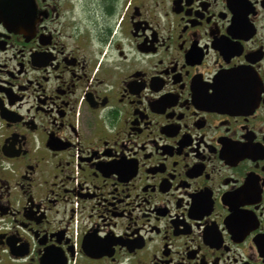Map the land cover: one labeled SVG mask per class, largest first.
Wrapping results in <instances>:
<instances>
[{
	"label": "flooded vegetation",
	"instance_id": "flooded-vegetation-1",
	"mask_svg": "<svg viewBox=\"0 0 264 264\" xmlns=\"http://www.w3.org/2000/svg\"><path fill=\"white\" fill-rule=\"evenodd\" d=\"M261 85L264 0H0V264H264Z\"/></svg>",
	"mask_w": 264,
	"mask_h": 264
},
{
	"label": "snow or ice",
	"instance_id": "snow-or-ice-1",
	"mask_svg": "<svg viewBox=\"0 0 264 264\" xmlns=\"http://www.w3.org/2000/svg\"><path fill=\"white\" fill-rule=\"evenodd\" d=\"M227 58V57H226ZM258 93H264V85H261L259 88H258ZM204 92H205V95L208 97V99H213L216 94H217V87L214 83L212 82H209L207 84L204 85ZM199 106V105H198Z\"/></svg>",
	"mask_w": 264,
	"mask_h": 264
}]
</instances>
